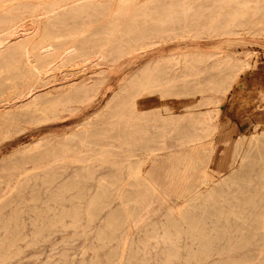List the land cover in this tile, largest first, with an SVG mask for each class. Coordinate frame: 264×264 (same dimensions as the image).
Listing matches in <instances>:
<instances>
[{
	"label": "rangeland",
	"instance_id": "rangeland-1",
	"mask_svg": "<svg viewBox=\"0 0 264 264\" xmlns=\"http://www.w3.org/2000/svg\"><path fill=\"white\" fill-rule=\"evenodd\" d=\"M197 53L210 56L204 59L206 65L224 62L229 56L248 58V66L236 75L235 85L225 96L206 92L193 99L201 100L193 111L203 113L206 107L202 103L220 98L211 106L215 111L211 123L220 125L222 134L208 140L212 144L220 139L229 143L222 153L216 154L207 171L216 183L200 186L196 191L200 171L184 167L188 159L203 157L202 149L208 140L180 144V139L166 137L167 147L157 152L155 162L142 166L151 188L127 185L126 165L144 157L140 152L127 162L116 148H109L104 156L110 161L104 164L86 152L72 155V161L63 163L37 162V156L26 155L23 175L10 178L7 172H0V253L16 252L9 259L0 260V264H264V33L171 38L126 56L111 67L72 70L67 79L56 74L53 85L57 87L70 82L84 85L101 76L103 84L90 100L76 105L72 112L62 113L39 128L28 126L3 141L0 163L5 159L20 163L24 156L21 150L39 139L44 143L48 139L61 140L76 131L86 120L101 114L121 86L146 64L170 54ZM101 69L103 74L96 75L95 71ZM185 71L178 66L173 74L182 76ZM193 100L171 99L169 105L175 107L172 113L176 115ZM136 102L144 108L155 107L162 100L154 94H143ZM251 134L258 142L243 163L234 162L231 144ZM77 158L84 161L77 162ZM231 162L232 175L227 172ZM53 172L62 174L51 183ZM87 174L93 178L78 179ZM101 180L115 184L108 189L104 208L96 212L90 223L86 213L89 202L99 192L97 183ZM71 182L72 190L64 192ZM187 188L191 196L183 198ZM213 191L215 200L204 204L201 198ZM197 195L199 199H195ZM124 207L130 218L123 217ZM178 211L186 213L184 218L179 217ZM112 216L117 219L115 229L106 225ZM58 220L59 224L50 226ZM18 235L30 242L18 241L10 246Z\"/></svg>",
	"mask_w": 264,
	"mask_h": 264
},
{
	"label": "bare ground",
	"instance_id": "bare-ground-1",
	"mask_svg": "<svg viewBox=\"0 0 264 264\" xmlns=\"http://www.w3.org/2000/svg\"><path fill=\"white\" fill-rule=\"evenodd\" d=\"M242 32L264 33V0H0V145L28 126L39 128L62 113L72 112L76 105L90 100L103 84L101 76L88 84L70 82L57 87L53 85L56 74L67 79L72 70L84 71L99 65L111 67L126 56L171 38L234 36ZM208 57L199 53L170 54L146 64L121 86L101 114L86 120L61 140L48 139L44 143L39 139L21 150L24 156L20 163L3 160L0 172H7L10 178L23 175L22 164L28 162L23 161L26 155L37 156V162L63 163L72 161V155L86 152L102 164L109 163L104 155L109 148H116L127 162L138 152L142 153L144 157L137 156L126 165L127 185L149 188V178L143 175L142 166L155 162L157 152L167 147L166 137L180 139V144H184L200 143L222 134L221 126L211 123L215 112L211 106L220 98L202 103L206 107L203 113L193 111L201 105L200 99H193L206 92L225 96L235 85L236 75L248 66V58L229 56L224 62L206 65L204 59ZM178 66L186 70L182 76L173 74ZM95 72L101 75L103 69ZM143 94H154L162 102L155 107L140 108L136 99ZM183 97L193 101L174 115L175 107L171 108L169 101ZM243 138L231 144L234 162L243 163L248 151L258 142L253 134ZM228 143L220 139L212 144L208 140L202 158L187 160L186 170L200 171L195 190L216 183L207 171L216 154L222 153ZM234 162L227 164L230 174ZM32 166L35 168L34 162ZM61 174L51 173V183ZM92 178L91 174L78 176V179ZM114 184L105 180L97 183L99 192L89 202L88 222L104 208L108 189ZM69 190L72 182L63 189ZM190 193L187 188L182 197L189 198ZM214 196V191L210 192L201 198L202 202L214 201ZM195 197L199 199V195ZM100 198L103 199L99 202ZM125 208L123 217L131 216ZM177 214L180 218L186 215L181 211ZM12 222L18 226L16 218ZM106 222L109 229L118 227L114 216ZM59 223L60 220L54 221L50 226ZM18 241L30 242L18 235L9 245L13 247ZM15 253H0V260Z\"/></svg>",
	"mask_w": 264,
	"mask_h": 264
}]
</instances>
